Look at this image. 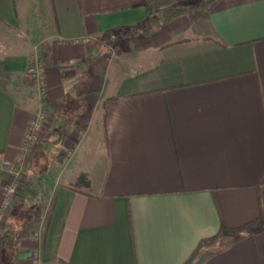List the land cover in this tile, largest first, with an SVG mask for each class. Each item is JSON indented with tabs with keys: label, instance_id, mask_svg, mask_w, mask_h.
I'll return each instance as SVG.
<instances>
[{
	"label": "crops",
	"instance_id": "1",
	"mask_svg": "<svg viewBox=\"0 0 264 264\" xmlns=\"http://www.w3.org/2000/svg\"><path fill=\"white\" fill-rule=\"evenodd\" d=\"M142 1L0 0V208L46 112L0 264H264V0L122 36Z\"/></svg>",
	"mask_w": 264,
	"mask_h": 264
},
{
	"label": "trees",
	"instance_id": "2",
	"mask_svg": "<svg viewBox=\"0 0 264 264\" xmlns=\"http://www.w3.org/2000/svg\"><path fill=\"white\" fill-rule=\"evenodd\" d=\"M218 2L219 0H193L191 2H185L183 0H143L142 3L149 9L147 18L139 27L131 31H125L122 33V36H127L130 32L134 31H139L143 35H150L155 29L175 17L193 13L207 14ZM109 35L110 33L100 37L99 42L114 44L118 42V40L120 41V39L116 37L107 41ZM17 165H19L18 162ZM77 182L81 185H87L88 183L84 175H81ZM20 183L22 186L26 184V180L21 179ZM0 241L12 248L17 246L19 237L14 226L7 224L6 227L2 229L0 232Z\"/></svg>",
	"mask_w": 264,
	"mask_h": 264
},
{
	"label": "built area",
	"instance_id": "3",
	"mask_svg": "<svg viewBox=\"0 0 264 264\" xmlns=\"http://www.w3.org/2000/svg\"><path fill=\"white\" fill-rule=\"evenodd\" d=\"M28 73L34 77L35 81L39 83V85L42 84L43 78H42V65L39 60H35L28 68ZM42 92V87H41ZM46 119V112L43 109H38L32 116L30 124L27 128L25 137L23 139V142L20 146L21 153L25 156L28 154L32 148L35 146L37 140H38V131L41 128V125ZM23 160L21 159V162ZM20 162L19 165H17L14 161H5L4 163V169L6 174L8 175V182L4 185L3 191H2V202L1 207H6L11 200L17 195L18 188L20 186V181L23 178V165ZM35 263L39 264L37 257H35Z\"/></svg>",
	"mask_w": 264,
	"mask_h": 264
},
{
	"label": "rangeland",
	"instance_id": "4",
	"mask_svg": "<svg viewBox=\"0 0 264 264\" xmlns=\"http://www.w3.org/2000/svg\"><path fill=\"white\" fill-rule=\"evenodd\" d=\"M191 1H193V0H185V2H191ZM118 44H120L119 40H118V42L114 43L113 45L117 46ZM37 147H38V140H37L35 146L32 148V150L28 154H26L25 156L21 153V150H20V152H19L20 158L24 161V164L26 163V160H28L30 155L37 149ZM53 158H54V153H52V152L51 153L49 152V154L46 155V157L39 156V159H41V166L43 165V162L46 164ZM25 179H26V173L24 171L22 180H25ZM9 208H10V203L6 207L0 208V232L2 231L4 222L6 221V216L8 214Z\"/></svg>",
	"mask_w": 264,
	"mask_h": 264
}]
</instances>
